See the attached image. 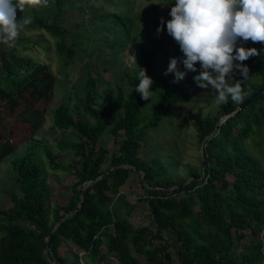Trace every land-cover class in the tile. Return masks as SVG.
Returning <instances> with one entry per match:
<instances>
[{
    "label": "trees",
    "instance_id": "trees-1",
    "mask_svg": "<svg viewBox=\"0 0 264 264\" xmlns=\"http://www.w3.org/2000/svg\"><path fill=\"white\" fill-rule=\"evenodd\" d=\"M54 1V18L34 13L15 43L30 42L28 37L19 38L23 33L44 31L57 39V53L69 61L77 53V37L71 34L76 41L66 42L68 31L61 27L67 13L65 0ZM17 20L23 22L22 17ZM154 25L160 26L159 20ZM244 46L261 50V55L242 62L256 77L244 89L245 100L264 88V43L249 41ZM177 50L182 57L178 44ZM157 53V47L143 48L138 55V67L146 69L154 82ZM90 69L87 65L78 103L73 108L62 103L53 111L51 130L75 133V141L64 143L62 149L71 152V164H60L39 142L28 143L10 163L15 189L9 194L12 206L0 208V264H113L112 259L118 264H140L133 251L146 257L148 264H264V93L237 112L240 103L228 100L213 121L201 125L198 136L205 140V165L193 169L190 181L182 185L175 184L157 160L144 162L140 152L148 132L185 98L186 78L173 84L164 76L157 105L144 116L146 101L135 91L138 69L127 76L131 91L126 94L118 86L112 96L99 88L101 77L95 78ZM55 82L50 65L33 53L0 51L1 140L5 115L18 116L17 124L25 128L21 141L35 136L46 120ZM119 132L124 138L118 152L110 153L100 139L108 134L117 141ZM13 136L11 128L0 142V161L16 150ZM41 150L54 171L73 172L77 179L69 188V199L57 202L52 210ZM132 170L142 173L148 225L136 226L128 214L113 210ZM65 243L77 251L63 256Z\"/></svg>",
    "mask_w": 264,
    "mask_h": 264
},
{
    "label": "rangeland",
    "instance_id": "rangeland-1",
    "mask_svg": "<svg viewBox=\"0 0 264 264\" xmlns=\"http://www.w3.org/2000/svg\"><path fill=\"white\" fill-rule=\"evenodd\" d=\"M170 1L175 0H65L67 13L61 27L68 31L66 37L68 44L76 41L73 36L77 37L75 42L77 53L69 61L63 60L57 53V39L44 31L31 30L21 34L19 38L23 36L26 39L30 38L27 44L22 41L9 47L0 43V51L19 49L21 52L24 50L25 54L33 53L39 60L50 65L56 78L54 91L47 106L46 120L35 136L21 141L25 128L22 129L17 124L18 116L15 114L3 117L4 122L1 125L3 139H0V142L7 138L9 129L13 128V139L17 146L12 154L0 161V208L12 206L9 194L15 189V184L10 163L13 158L25 151L28 143L39 142L53 153L60 164L64 166L71 164V152H64L62 149L64 143L75 141V133L51 130L52 116L60 104L68 103L73 108L78 103L77 96L83 95L87 65L91 66L90 70L95 78L101 77L98 86L101 90L105 89L109 96L116 93L118 86L128 94L131 87L127 76L133 75L137 70L134 62L128 59V54H135L138 66L140 50L157 47L156 79L150 89L155 93L146 101L142 114L149 116L152 113L157 105V97L163 89L161 80L165 76L170 58L179 57L177 43L167 34L166 26L164 32L158 34L156 30L159 26L154 25V21H160L161 17L165 22L171 19L169 13L174 4H168ZM34 13L52 20L57 14L55 1L49 0L47 6L36 8L25 6L22 11L17 10L16 15L31 19ZM47 55L49 59L46 58ZM180 70H184L182 64ZM198 74L199 72L188 73L183 89L185 98L156 129L148 132L140 152L144 162L157 160L175 184L185 185L191 179L190 172L202 168L203 141H200L198 133L205 121H213L217 117L218 109L223 104L217 103L215 90L202 89L194 83L193 77ZM165 77L170 81L174 79L172 74ZM255 78L250 71L249 78L242 82V88L245 89L248 83L255 82ZM236 80H243V77L236 73L233 80L228 79L227 83L233 85ZM230 99L229 97L228 100ZM223 118L224 116L218 123H221ZM123 138V132H119L117 141L105 134L100 139V144L110 153H116ZM39 155L41 163L47 170V182L51 187V200L48 206L52 210L57 202H66L69 199L71 196L69 188L77 179L73 172L54 171L44 151H39ZM108 166L109 162L105 164L104 170ZM141 177V172L132 170L113 207L117 213L128 214L130 221L136 226L150 223L142 187L145 184L140 182ZM75 251L77 248L71 243H65L61 247L63 256H70ZM132 253L140 264H148L146 257L134 251ZM112 260L113 264H118L115 259Z\"/></svg>",
    "mask_w": 264,
    "mask_h": 264
},
{
    "label": "clouds",
    "instance_id": "clouds-1",
    "mask_svg": "<svg viewBox=\"0 0 264 264\" xmlns=\"http://www.w3.org/2000/svg\"><path fill=\"white\" fill-rule=\"evenodd\" d=\"M49 0H0V43L12 47L30 18L17 20V10L25 6H47ZM165 22L161 17L157 33L167 34L179 45L182 57L170 58L165 76L172 74L173 84L183 81L189 72L197 73L194 83L202 89L215 90L217 103H243L248 95L242 82L249 78L250 69L242 62L261 55V50L244 45L264 43V0H175ZM128 59L138 69V86L135 91L148 101L154 81L147 70L137 66L135 54ZM181 64L184 71L180 70ZM199 64V69L196 65ZM239 73L243 80L227 83Z\"/></svg>",
    "mask_w": 264,
    "mask_h": 264
},
{
    "label": "water",
    "instance_id": "water-1",
    "mask_svg": "<svg viewBox=\"0 0 264 264\" xmlns=\"http://www.w3.org/2000/svg\"><path fill=\"white\" fill-rule=\"evenodd\" d=\"M263 93H264V88L259 89L257 92H255L254 94H252L250 97H248L247 99H245V100L243 101V103H240L239 106L237 107V109H236L235 112H237V111H239V110H243L244 108H246L248 105L251 104V102H252L256 97L260 96V95L263 94ZM232 114H234V113H232ZM216 129H217V126H216V128H215L214 131H216ZM214 131H213V132H214ZM212 134H213V133H212ZM204 143H205V140L203 141V145H202V148H201L202 152H203V146H204ZM204 165H205V160H204V157H203V163H202L203 168H204ZM104 176H105V175L101 176L99 179L103 178ZM82 198H83V195L81 196V202H80L79 206L77 207L78 209L80 208V206H81V204H82ZM74 213H75V212H73L72 214H74ZM68 216H69V215H67V216L65 217V219H66ZM58 225H59V224H58ZM58 225H57V226H58ZM56 228H57V227H55V228L53 229V231H55ZM53 231H52V232H53Z\"/></svg>",
    "mask_w": 264,
    "mask_h": 264
},
{
    "label": "built area",
    "instance_id": "built-area-1",
    "mask_svg": "<svg viewBox=\"0 0 264 264\" xmlns=\"http://www.w3.org/2000/svg\"><path fill=\"white\" fill-rule=\"evenodd\" d=\"M224 121V118L222 119V122Z\"/></svg>",
    "mask_w": 264,
    "mask_h": 264
}]
</instances>
